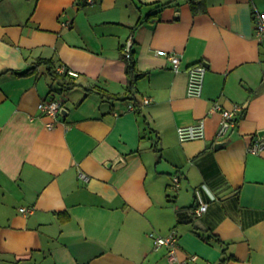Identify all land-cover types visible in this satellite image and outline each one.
I'll use <instances>...</instances> for the list:
<instances>
[{"label":"crops","instance_id":"1","mask_svg":"<svg viewBox=\"0 0 264 264\" xmlns=\"http://www.w3.org/2000/svg\"><path fill=\"white\" fill-rule=\"evenodd\" d=\"M165 1L0 0V264H181L151 235L173 229L179 260L264 264V149L249 150L264 139V0H204L196 13L175 0L145 19ZM128 39L144 73L138 110L87 91L126 93ZM156 49L178 53L180 70ZM39 57L77 72L79 85L52 90L45 64L13 72ZM198 62L207 72L191 97L187 68ZM46 98L65 110L52 128ZM214 101L243 108L223 140ZM202 118L206 136L181 141L178 127ZM197 190L209 205L188 222Z\"/></svg>","mask_w":264,"mask_h":264},{"label":"built area","instance_id":"2","mask_svg":"<svg viewBox=\"0 0 264 264\" xmlns=\"http://www.w3.org/2000/svg\"><path fill=\"white\" fill-rule=\"evenodd\" d=\"M94 2V0H89ZM70 21H66L64 25H70ZM255 35L259 42H264V10H257L255 13ZM133 41L128 39L124 45V57L126 60H130L133 56L132 53ZM156 54L166 56L169 60L171 67L174 71H179L182 64V59L178 53L173 51H167L163 49H156ZM65 67H61L63 71ZM188 81H187V94L191 97H200L203 92L205 75L207 72V66L204 62H198L191 64L188 68ZM69 73L78 76L77 72L69 70ZM151 101L149 97H145L143 104H148ZM129 108L136 109L134 104H130ZM39 109L42 115L50 118L47 123L49 128L54 127L55 122L62 115L64 110L63 102L57 98L43 99L39 103ZM218 111L221 114L218 130L216 132L217 140H223L238 124L239 114L243 111V108L239 104H234L231 108L224 107L219 101H214L210 112ZM178 136L181 141H189L195 139H202L206 136V122L205 119H199L194 123L181 125L178 127ZM264 149V139L257 140L250 147L249 150L257 153ZM81 177L85 180L88 179V175L84 172L81 173ZM180 176L177 174L173 177V187L177 189L180 186ZM197 196L199 198V204L196 208V215H202L208 208V202L202 199L200 190H197ZM33 210L32 207L22 206L20 211L22 213H30ZM154 237L155 246H166L168 249V257L171 261H178L181 264H190L191 261L196 260L197 256L192 254L185 260H179L177 255L178 249V233L175 229L167 235H157L152 233Z\"/></svg>","mask_w":264,"mask_h":264},{"label":"trees","instance_id":"3","mask_svg":"<svg viewBox=\"0 0 264 264\" xmlns=\"http://www.w3.org/2000/svg\"><path fill=\"white\" fill-rule=\"evenodd\" d=\"M174 1L175 0H169V1L158 2V3L154 4L156 7V11L148 13L146 15L145 19H149L150 16L157 15L163 7H166L170 4H172ZM187 1L191 4V7L195 13L205 10V1L204 0H187ZM122 50H124V47H122ZM126 61H127V73L129 74V84H128L126 93H124V94L111 93L106 88H104L102 86H98V85H93L91 87H88L87 91L96 93L97 95H99L104 100H114V101H116V100H129V99L133 100L134 101L133 104H134L136 110H138L139 104L136 102L137 99H136V95H135V91H136L135 90V84H136V79L139 78L141 75H144V73H140L137 71L134 56H132V58L130 60H126ZM41 64L46 65L47 71H48L49 75L51 76L52 90L56 89L57 87H59V89H61V90H62V88L63 89L68 88L69 89V88L77 87L79 85L73 79V77H77V76L70 74L69 69L66 66H64L63 64L56 67L53 60L50 58L39 57L27 69H25V70H14L13 72H15L16 74H22V75L27 74L29 72H33V70H35ZM61 67H65V69L63 71H61L60 70ZM4 72H7V70H5L1 73H4ZM141 105H142V102H141ZM179 187L177 189H179ZM197 206L198 205L193 204V205L187 207V209L190 212V219L188 220V222L194 220V218L197 216L196 211H195Z\"/></svg>","mask_w":264,"mask_h":264},{"label":"water","instance_id":"4","mask_svg":"<svg viewBox=\"0 0 264 264\" xmlns=\"http://www.w3.org/2000/svg\"><path fill=\"white\" fill-rule=\"evenodd\" d=\"M65 110H63L62 111V114H63V116L65 115V112H64ZM223 145V142L222 143H217L216 145H215V148H219V147H221Z\"/></svg>","mask_w":264,"mask_h":264}]
</instances>
